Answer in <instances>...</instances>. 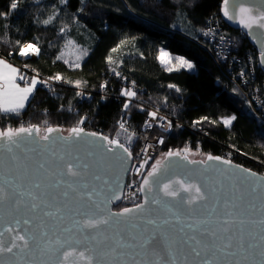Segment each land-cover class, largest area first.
I'll use <instances>...</instances> for the list:
<instances>
[{
	"label": "trees",
	"instance_id": "trees-1",
	"mask_svg": "<svg viewBox=\"0 0 264 264\" xmlns=\"http://www.w3.org/2000/svg\"><path fill=\"white\" fill-rule=\"evenodd\" d=\"M223 1L0 0V56L19 64L20 49L35 44L40 54L26 65L37 75L66 82L52 91L38 87L24 111L0 115V130L19 128L23 121L43 130L71 129L83 121L112 139L122 119L142 131L149 107L159 105L174 124L173 132L163 136L162 152H229L232 161L264 174V125L231 83L227 66L198 41L206 21L221 18ZM222 23L240 37L238 55L247 67V54L258 53L242 32ZM65 29L89 50L78 68L60 58ZM161 49L192 60L196 71L167 68L160 62ZM123 78L140 89L135 101L121 95ZM105 84L108 94L102 101ZM84 94L91 99L82 102ZM233 116L225 126L224 119Z\"/></svg>",
	"mask_w": 264,
	"mask_h": 264
},
{
	"label": "water",
	"instance_id": "water-1",
	"mask_svg": "<svg viewBox=\"0 0 264 264\" xmlns=\"http://www.w3.org/2000/svg\"><path fill=\"white\" fill-rule=\"evenodd\" d=\"M240 6L255 9L264 6V0H228L227 5L223 1L220 11L224 23L247 37L258 53L259 66L264 73V63L261 62L264 30L253 26L250 32L243 27L239 23ZM225 7L231 15L236 16L235 20H229L224 15ZM20 128H7L0 132L17 131ZM23 128H31L33 132L31 136H24L20 148L13 147L12 153L0 148V188L9 195L16 190L27 189L32 180L43 179L37 173V162L50 158L53 151L67 158V151L76 149L73 154L79 155L89 168L81 180L83 187L78 186L76 193L66 185L48 189L57 194L58 201L67 204V208L55 218L44 216L42 212L32 213L23 207L17 211L8 200L0 203V233H3L0 242L5 247L11 244L12 237L17 232L26 238L29 235L40 238L42 231L47 232L43 243L51 248L56 247L57 240L61 243L72 242L70 245L65 244L55 257L45 248L26 253L14 249L12 253L0 255V264H64L62 256L64 251L75 252V255L69 257L67 264H85L88 258L92 259V264H155V262L172 264L173 261L175 264H203L204 253L201 257H196L190 253L187 246L179 242L193 235L198 236L199 232L206 228L224 227L222 221L228 218L225 216V200L230 202L227 211L233 212L231 219L244 220L243 225L236 223L231 227L233 231L243 229L245 247L238 248L234 245L227 250L231 254L218 253L215 257L208 258L213 260L214 264H264L262 255L264 223H261L264 220V174L219 155H200L198 159L192 160L188 151H168L155 165L154 168L159 164L156 174L149 177L153 168L144 178L159 183H151L152 191L148 192L143 180L142 201L137 206L127 208L132 210L128 216L113 217L118 223L81 231L77 220L86 216L95 219L109 213L123 212L125 208L120 210L114 208L122 204L127 179L134 162L133 154L129 156L122 148L109 145L107 143L111 140L109 137L84 127L66 130L62 126H54L50 127L54 129L52 133L39 126ZM73 129H82L79 138L73 134ZM91 133H95V136L90 135ZM46 135L52 143L42 139ZM0 143H6V138L0 139ZM45 144L48 145L46 149L43 147ZM110 147L114 149L112 152L108 151ZM170 152L171 156L168 155ZM13 156L16 157L15 160H12ZM209 156L213 159L210 160ZM217 157L220 159H216ZM176 181L200 187L201 193L207 198L196 199L194 189L191 192H184ZM44 183L47 184L48 181L45 180ZM165 183H170L172 190L179 191L180 196L175 199L165 196L163 191ZM237 188L243 193L242 199L233 196ZM64 191L68 192L66 198L60 195ZM87 193L92 194L91 201L88 200ZM114 193L119 199H109ZM189 198L195 201L191 205L187 203ZM232 204L239 207L233 208ZM60 207L63 208L64 204L61 203ZM24 218L31 220L27 231L22 223ZM17 219L21 220L18 228ZM152 220H155L154 224L149 223ZM41 224L44 225L43 229L40 227ZM6 227H11L14 231L6 232ZM153 233L162 238L159 254H154L142 246L144 240ZM92 236H96V240H93ZM105 240V243H98ZM121 240L123 246L117 243ZM114 248L116 251H113ZM169 248L172 250L171 256L167 255L166 250ZM81 252L84 253L83 257L79 255Z\"/></svg>",
	"mask_w": 264,
	"mask_h": 264
},
{
	"label": "snow or ice",
	"instance_id": "snow-or-ice-1",
	"mask_svg": "<svg viewBox=\"0 0 264 264\" xmlns=\"http://www.w3.org/2000/svg\"><path fill=\"white\" fill-rule=\"evenodd\" d=\"M228 0H224L225 5H227ZM12 9L17 8V4L13 2L11 4ZM224 15L229 20H235L236 16L231 15L225 7ZM239 23L247 28L250 32L253 26L258 29L264 30V6L259 8H252L246 6H240L239 8ZM29 52L32 54H39V49L35 47V45L29 43L25 47L20 49L21 55H27ZM168 57V53L161 51L160 59L162 62L165 61V58ZM261 62L264 63V51L261 52ZM178 62L186 66L187 68H192V63L188 62L183 58H177ZM3 69L8 70V75H5ZM17 70L15 68L10 67L3 60H0V81H5L6 83L0 84V111L2 112H15L17 115L19 114V110L25 107V103L28 101L30 94L35 89L38 81L33 79L31 81V86L21 88L19 85L14 83L15 75ZM23 79V77H21ZM59 79V77H57ZM124 95L135 96L134 92H125ZM154 116V114H153ZM236 119L233 116L231 119H226L223 121L225 126H229ZM123 127V125H122ZM38 131V129H36ZM48 133H52L54 129L48 128ZM82 129H73V134L79 138ZM33 129L31 128H23L21 127L17 131L9 130L7 132H0V139L6 138V143H0V148L6 149L7 152L12 153L13 147L20 148L21 142L24 139V136H31ZM90 135L95 136V133H91ZM42 139L44 141H50L49 136H43ZM106 139V138H103ZM107 143L109 145H115L116 147L122 148L123 152L128 153L131 156V152L127 147L119 144L118 141L108 140ZM46 149L48 147L47 144L43 145ZM113 148H108L109 152H112ZM76 149H70L67 151V158L65 155H57L54 151L50 158L42 159L37 162V173L42 176L43 179H35L30 181V186L24 190H16L11 195L5 192L3 188H0V203L5 200L10 201L13 206L19 211L22 207L27 208L28 211L32 213H40L42 212L44 216L55 218L58 214L62 213L65 208H67V204L63 201L57 200V194L52 191H48L49 188L55 189L60 185H66L68 189H70L73 193L78 191V186L83 187L81 184V180L83 179L86 170L89 168V165L81 160L79 155H74L73 152ZM169 156L172 155L170 152ZM210 160L213 157H208ZM16 157L13 156L12 160H15ZM216 159H220L217 157ZM225 163H230L225 161ZM159 164L156 168L153 169L152 172L149 173V177H152L158 171ZM47 180L48 183L45 184L44 181ZM151 183H159V181L151 182L149 179L144 180V186L147 187L148 192L152 191ZM177 184L180 185V189L184 192H191L193 189L195 190L198 200H205L207 197L205 194L201 193L200 187L188 184L185 185L181 181H176ZM163 191L165 196L172 197L173 199L180 196V192L176 190H172L170 183H165L163 185ZM215 191V189H213ZM63 197H68V192L64 191L61 193ZM234 198H243V193L237 188L233 193ZM83 198V197H81ZM88 200H92V194L87 193ZM109 199H119L118 195L113 194ZM183 199V198H181ZM158 202V201H157ZM195 201L191 198L188 199L187 203L192 204ZM63 203L64 207H60V204ZM94 203V202H93ZM230 206V202L225 200L224 207L226 209L225 216L228 218L223 219L222 224L224 227L219 229H204L199 232V235H193L188 237L187 239L181 240L179 243L187 246L188 250L191 254L196 257H201L202 253L205 254L203 259V264H214L213 260L209 259L208 256L215 257L218 253L223 254H231L228 253L227 250L233 248L235 245L238 248L245 247V238L243 229H238L237 231H233L231 225L239 223L240 225L244 224V220L240 219L239 221L231 219L233 217L232 211H227ZM231 207L236 208L239 205L232 204ZM45 209H53L50 211H46ZM215 210V209H213ZM132 210L125 208L123 212L119 213H109L106 216H101L99 218L85 217L83 219L77 220V224L79 229L91 230V229H99L102 225H109L113 223H118V221L114 220L113 217H126L131 213ZM23 225L26 226L25 231H27V226L31 225V220L28 218H24L22 220ZM149 223H155V220L149 221ZM264 223V220L261 221ZM21 224V220H16L17 228ZM41 229H43L44 225H40ZM6 232H13L14 229L11 227L5 228ZM237 232L239 235H237ZM3 233H0L2 236ZM47 236V232L42 231L40 238H36L35 236L29 235L27 238L25 235H20L18 232L16 235L12 237L11 244L7 247L0 242V255L4 253H12L14 249H18L20 253H26L31 250H40L41 248H45L47 251H50L51 254L55 257L60 252V249L65 247V244H71V241H66L61 243L59 240L56 241V247L51 248L43 243L44 237ZM93 240H96V236H92ZM22 242V243H18ZM105 241H98V243H105ZM117 243L123 246V241H117ZM162 238L157 234L153 233L151 236L147 237L143 242V247L154 254H159V250L161 249ZM113 251H116L114 248ZM167 255H172V250L169 248L166 250ZM75 255L74 251H64L62 253L63 262L67 264V261L70 256ZM81 257L84 256V253H79ZM264 255V253H262ZM85 264H92V259L88 258L85 261ZM155 264H161V262H155ZM172 264H175L173 261Z\"/></svg>",
	"mask_w": 264,
	"mask_h": 264
},
{
	"label": "built area",
	"instance_id": "built-area-1",
	"mask_svg": "<svg viewBox=\"0 0 264 264\" xmlns=\"http://www.w3.org/2000/svg\"><path fill=\"white\" fill-rule=\"evenodd\" d=\"M198 41L209 52L215 54L216 58H218L222 64L227 66L231 83L239 91L242 96L241 98L250 112L264 125V80L262 79V81H260L258 78L256 68V66H259V61H257L258 56L254 53H248L247 58L249 65L247 67L241 66L243 60L238 55L240 37L229 33L219 16H212L206 21L201 32L200 40ZM19 58L23 62L21 66L30 71L31 68L27 66L26 63L31 58L26 59L24 55L21 54H19ZM246 74H249L251 79H249ZM34 75L38 77V86L49 91L59 86H65L66 84L62 78H47L37 75L36 73ZM117 79H121V77L118 75ZM122 81H124L123 83L126 85L121 92L122 96H124L123 92L125 90L132 91L136 95L139 93L140 89L136 85L129 83L126 78H123ZM101 92L103 96L102 101H104L108 94L106 92V84L102 87ZM89 99H91L90 95L87 96L84 94L81 97L82 102ZM132 101H135V99ZM88 123L90 122H84L80 127L90 130L89 125H87ZM25 125L26 123L23 121L19 126L26 127ZM173 130V122L165 115L159 105L149 107V114L144 121L142 131L134 129L133 126L130 125L128 119H122L120 121L117 133L111 140L123 144L134 157V162L123 194L121 204L123 208L134 207L141 203L142 182L145 176L151 171L154 164L161 161L159 155L163 146V136L172 133ZM222 157L232 160V154L229 152Z\"/></svg>",
	"mask_w": 264,
	"mask_h": 264
},
{
	"label": "rangeland",
	"instance_id": "rangeland-1",
	"mask_svg": "<svg viewBox=\"0 0 264 264\" xmlns=\"http://www.w3.org/2000/svg\"><path fill=\"white\" fill-rule=\"evenodd\" d=\"M67 31H68V29H65L63 31L64 34L62 36V39L60 41V44L58 45V47L60 49V58L62 60H64L68 65H70L72 68H78V67L81 66V64L84 61V59L88 56L89 50L87 48L79 45L76 41H74V39L70 38V35L68 34ZM26 45H24V47ZM33 45H35V44H33ZM35 47H37L39 49V54H40V48L37 45H35ZM161 51H164V52H167L168 53V57L165 58V61L164 62H162L161 59H160V62L164 66H166L167 68H170V69L186 68L187 70L192 71V72H195L196 71L195 63L192 60H190V59H188L186 57L180 56V55H173V54H171L170 52H168L165 49H161ZM39 54H32L31 52H29L27 55H24V57L26 59H29V58L35 59V58L38 57L37 55H39ZM160 54H161V52H160ZM177 58H183V59L187 60L188 62L192 63V65H193L192 68L189 69L186 66L181 65L178 62V59ZM8 60L11 61L10 59H8ZM12 63H14V62H12ZM14 64L19 67V69L22 71V73L26 74L32 80L33 79L37 80L38 81L37 84H39L38 77L34 75L35 72L32 69H30V71L26 70L23 66H21L23 64V62H21L19 64H16V63H14ZM125 92H132V91H129V90L126 91L125 90L123 92V95H124ZM123 97H125V99L128 102H131L132 100H134L136 98V94H135V96L124 95ZM231 118H228V119H231ZM224 120H226V119H224ZM83 123L84 122L82 121L79 124V126H76V127H80ZM26 127H28V126H26ZM65 129L66 130H69L67 128H65ZM188 152H189V155L192 158V160L198 159L199 156H200L196 152H192V151H188ZM166 153L162 152V150H161L160 155H159L160 158H161V160L164 158V156H165Z\"/></svg>",
	"mask_w": 264,
	"mask_h": 264
},
{
	"label": "crops",
	"instance_id": "crops-1",
	"mask_svg": "<svg viewBox=\"0 0 264 264\" xmlns=\"http://www.w3.org/2000/svg\"><path fill=\"white\" fill-rule=\"evenodd\" d=\"M0 60H3L10 67L15 68L17 70L16 75H15V80H14L15 84L19 85L21 88L31 86L32 79L29 78L26 74L22 73V71L19 69V67L17 65H15L11 61H9L4 56H0ZM3 71H4L5 75L9 74L7 69H3ZM21 77H23V79H21ZM4 83H6V82L0 81V84H4ZM38 87L39 86L37 84L35 89L33 90V92L30 94L28 101L25 103V107L23 109H20L19 112L24 111L27 108V106L29 105V103H30L32 97L34 96ZM4 114H16V113L15 112H2V111H0V115H4Z\"/></svg>",
	"mask_w": 264,
	"mask_h": 264
}]
</instances>
